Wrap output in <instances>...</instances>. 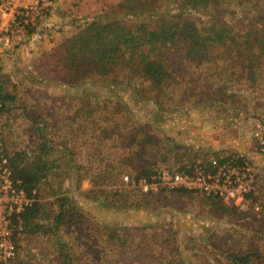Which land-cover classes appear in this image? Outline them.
I'll list each match as a JSON object with an SVG mask.
<instances>
[{
    "label": "rangeland",
    "instance_id": "374dc122",
    "mask_svg": "<svg viewBox=\"0 0 264 264\" xmlns=\"http://www.w3.org/2000/svg\"><path fill=\"white\" fill-rule=\"evenodd\" d=\"M55 1L0 2V81L4 82L7 91L18 95L23 102L22 108L0 113V139L4 140L9 151L26 149L33 152L40 137V130L36 127L45 123L43 135L59 137L47 154L52 159L47 184L53 193L43 198V208L44 213H51V218L41 220L52 228L36 236L23 234L20 237L18 231L14 237L18 250L16 264H61L60 253L66 250L63 249L64 243L72 247L70 253L76 257L72 264H88L97 258L111 264L109 259L115 252L110 253L97 236L102 235L100 225L103 224L110 227L144 226L156 228L166 236L168 233L176 235L186 242L189 249L195 248L194 261L197 259L202 264L226 263L216 257L217 253L210 250L208 243L226 246L225 238H234V228L253 236L252 243L264 249V232L257 231L264 224V149L256 135H264V83L242 86L227 103L208 101L202 87L192 76L198 68H190L189 75L186 74L191 84L190 94L187 98L183 97L179 108L169 110L167 106L157 108L152 95L141 90L143 81L137 88L131 87L125 74L119 72L77 84L53 82L47 78L45 70L42 69L43 75H40L42 65L38 63V58L50 49L41 48L39 41L53 38L47 24L41 26V23L51 14ZM169 2L166 3L171 7ZM107 4L92 10V13L63 20L64 24L58 23L73 26L76 30L86 17L100 13ZM228 7L224 16L231 14L232 8ZM203 68L204 65H201L199 70ZM179 91L181 97L182 90L175 89L174 92ZM198 91H201L203 99L195 103L198 106H193L194 100L190 95H197ZM92 95L97 99L109 97V101L119 103L110 105L109 114L118 123L117 129L112 128L111 121L94 123L106 108L103 106L84 122V129L78 127V122L86 116V111L81 112L79 106L81 98ZM38 115L42 116L43 120L37 119L41 124L33 120ZM125 119L133 121L134 126L137 122H150L149 130H144L145 134L149 133L154 138L151 140L159 143L153 147L148 145L150 154H142V157L148 156L146 159L135 157V150L139 148L134 145L138 134L123 131ZM237 152L246 155L253 167L256 194L252 195V200L260 207L255 212L240 213V222L234 219L239 211L234 210V204L228 201L194 191L181 195L176 192L178 189L161 184L148 193L135 180L138 173L148 169H183L186 161ZM162 155H166V160H162ZM105 163L113 167H110L112 171L106 182L100 184L104 178L94 176ZM114 163L121 165L126 172L121 176L116 174ZM63 197L70 199L64 209L81 214L86 218L85 225L92 227L89 229L86 225L80 240L77 239L78 231L81 227L84 229L83 225L78 227L62 223L57 227L50 226L52 217L58 213L59 199ZM20 200L15 198L17 203ZM253 228L255 232L251 235ZM86 233L93 236L84 237ZM91 238L95 241L92 242ZM137 257L140 259V256ZM127 258L123 255L124 262L128 261ZM207 259L213 262L208 263ZM140 263L159 264L155 257L140 260Z\"/></svg>",
    "mask_w": 264,
    "mask_h": 264
},
{
    "label": "trees",
    "instance_id": "16d2710c",
    "mask_svg": "<svg viewBox=\"0 0 264 264\" xmlns=\"http://www.w3.org/2000/svg\"><path fill=\"white\" fill-rule=\"evenodd\" d=\"M167 1H170L171 7ZM229 5L231 14L224 16ZM38 63L42 65L40 75H43V69L47 78L67 85L99 80L118 72L125 74L131 87L137 88L143 81L141 90L152 95L157 108L167 106L169 110L179 108L183 97L189 96L191 84L187 72L190 68H198L192 76L202 87L208 101L227 103L242 86L264 83V0H120L106 6L100 13L86 17L74 33L44 52ZM201 65L204 68L199 70ZM175 89L182 90L181 97V91L174 92ZM200 92L190 95L194 100L193 106H198L195 103L203 99ZM111 104L119 105L109 101V97L97 99L92 95L81 98L79 106L81 112L86 111V116L78 122V127L84 129V122L103 106L106 108L94 123L111 121L112 128L117 129L118 123L109 115ZM22 107L23 102L18 95L7 91L4 82L0 81V113ZM41 117L38 115L33 120L41 124L37 120H43ZM123 123L124 132L138 134L134 145L139 148L135 150V157L146 159L148 156L142 157V154H150L148 145L153 147L159 143L157 140V143L153 142L151 139L154 138L149 133L145 134L144 130H149L150 122H137L134 126L133 121L125 119ZM44 125L46 123L36 127L40 130V137L33 152L26 149L9 151L4 140L0 139V159H6L11 178L19 181V187L33 198L19 212L20 237L26 233L37 235L52 228L41 220L51 218V213H44L43 208V198L53 193L47 184L52 166V159L47 154L59 137L43 135ZM162 160H166V155H162ZM114 165L116 174L121 176L126 172L121 165ZM110 167L113 165L105 163L94 176L104 178L100 184L106 182V177L111 174ZM158 171H142L135 180L142 176L149 181ZM189 191L178 189L176 192L185 195ZM69 202L67 197L59 199L58 213L52 217L50 226L57 227L62 223L78 227L83 225L84 229L81 227L78 231L77 239L80 240L87 225L86 218L64 209ZM235 208L239 212L234 219L240 222V213L249 211ZM100 226L102 235L97 236L110 253L115 252L109 259L111 264H141L140 260L146 261L151 257H155L159 264H186V261L188 264H202L197 259L194 261L195 248L189 249L186 242L176 235L168 233L166 236L156 228L144 226ZM88 228L92 229L91 226ZM257 231L264 232V224ZM234 232V238H225L226 246L208 243L210 250L217 253L216 257L224 259L225 264H264V249L252 243L253 236L236 228ZM254 232L253 228L251 235ZM88 235L93 236L83 234L84 237ZM90 240L95 241L94 238ZM64 244L63 249L66 250L60 253V262L72 264L76 257L70 253L72 247ZM121 248L124 249L121 251ZM123 255H127V262L123 261ZM207 262L212 263L213 260L207 259ZM88 264L105 263L97 258Z\"/></svg>",
    "mask_w": 264,
    "mask_h": 264
},
{
    "label": "built area",
    "instance_id": "2783aa9c",
    "mask_svg": "<svg viewBox=\"0 0 264 264\" xmlns=\"http://www.w3.org/2000/svg\"><path fill=\"white\" fill-rule=\"evenodd\" d=\"M256 135L264 149V135ZM183 164V169L163 168L149 181L144 178L137 183L145 192H152L161 184L166 188L190 190L228 201L242 211L259 210V205L252 200V195L256 194L253 167L243 153L212 155ZM16 197L21 198L19 203L15 201ZM32 200L19 187V181L11 178L6 159H0V264H16L18 250L14 237L21 230L19 212Z\"/></svg>",
    "mask_w": 264,
    "mask_h": 264
},
{
    "label": "crops",
    "instance_id": "0c3cea01",
    "mask_svg": "<svg viewBox=\"0 0 264 264\" xmlns=\"http://www.w3.org/2000/svg\"><path fill=\"white\" fill-rule=\"evenodd\" d=\"M118 1L119 0H56L55 3L52 4L51 14L46 17L47 19L44 20L45 22L41 23V26L47 24L46 27L52 31L51 37L53 38L39 41V46L43 49L54 47L75 31L73 26L60 25L59 23H63V20L68 18L72 19L75 15L92 13V10L101 9V7H104L107 3L112 5ZM51 27L56 29L53 30ZM59 27L60 29H58ZM36 29L39 31L38 27Z\"/></svg>",
    "mask_w": 264,
    "mask_h": 264
}]
</instances>
